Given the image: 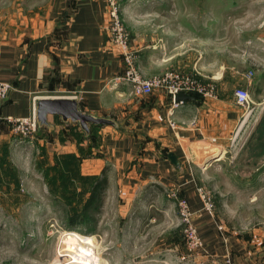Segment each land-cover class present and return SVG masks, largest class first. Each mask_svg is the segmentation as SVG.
<instances>
[{"label":"crops","instance_id":"1","mask_svg":"<svg viewBox=\"0 0 264 264\" xmlns=\"http://www.w3.org/2000/svg\"><path fill=\"white\" fill-rule=\"evenodd\" d=\"M30 15L33 20L21 32L0 39V81L13 86L2 104L1 121L31 116L43 97L75 98L83 112L112 123L90 124L87 132L78 122L50 115L49 125L40 128L72 126L83 139L93 135L85 157L75 141L57 143L56 149L58 156L74 153L70 163L78 167L77 175L88 171L93 176L87 199L97 179L103 180L100 199L104 192L107 198L117 192L127 198L116 202L119 211L111 216L141 219L148 198L178 191L194 211L203 240L199 263L230 258L235 264H264V144L243 146L250 125L244 121L239 127L246 110L235 95L237 88H251L253 82L239 70L231 79L222 71L205 80L215 86L210 96L192 93L193 100L175 103L164 89L137 95L126 83L113 84L124 61L109 41L105 0H40ZM149 29L132 34L139 67L147 76L170 64L159 41L145 34ZM259 75L254 77L257 86ZM4 127L0 123V132ZM201 193L211 196L212 209L205 207ZM117 253L105 254L113 259Z\"/></svg>","mask_w":264,"mask_h":264},{"label":"rangeland","instance_id":"2","mask_svg":"<svg viewBox=\"0 0 264 264\" xmlns=\"http://www.w3.org/2000/svg\"><path fill=\"white\" fill-rule=\"evenodd\" d=\"M39 1L0 0V39L31 23ZM121 8L131 43L133 31L151 28L145 34L161 44V55L170 60L166 70L208 81L222 71L231 79L239 70L251 80L253 87H242L255 109L243 146L264 144V0H121ZM255 74H260L258 86ZM0 123L5 125L0 132V264L67 259L63 237L69 230L83 233L82 244L96 264H201L200 250L188 247L183 194L167 189L162 197L148 198L141 219L111 216L119 211L116 202L127 200L121 192L108 198L104 192L97 206L85 209L94 178L88 171L77 175L78 167L70 163L74 153L58 156L56 149L57 143L75 141L85 157L93 135L83 139L72 126L55 131L39 126L23 136L12 123ZM112 250H118L113 259L105 254Z\"/></svg>","mask_w":264,"mask_h":264},{"label":"built area","instance_id":"3","mask_svg":"<svg viewBox=\"0 0 264 264\" xmlns=\"http://www.w3.org/2000/svg\"><path fill=\"white\" fill-rule=\"evenodd\" d=\"M106 11L109 16L107 25V33L109 41L118 49L124 61L123 73L113 78V84L126 83L132 87V90L137 95L150 94L155 89H164L171 96L175 103V97L180 92L185 93H200L204 96L213 95L215 86L203 79L200 76L186 75L175 70H166L159 74L145 75L141 71L138 64L137 50L132 46L131 34L127 29L125 19L122 14L121 0H105ZM12 84L9 82L0 81V121L1 107L4 100L12 90ZM237 104L244 107L246 110L243 122H247L248 116L252 113L250 94L247 89L239 87L235 91ZM6 121L12 123L18 133L21 135H31L39 127L36 118V109L31 116L28 117H6ZM248 123V122H247ZM235 140V139H234ZM205 207L212 209L214 204L211 196L207 193H201ZM181 215L184 223L187 225L185 234L188 240L190 250L203 249V240L199 234L198 228L194 223L193 212L189 207L187 200L180 202ZM220 264H235L230 258H224Z\"/></svg>","mask_w":264,"mask_h":264},{"label":"water","instance_id":"4","mask_svg":"<svg viewBox=\"0 0 264 264\" xmlns=\"http://www.w3.org/2000/svg\"><path fill=\"white\" fill-rule=\"evenodd\" d=\"M194 98V95L180 92L175 97V101L180 102L187 99L193 100ZM35 109L39 126H48L50 115L61 116L64 120L78 122L82 129L87 132L90 130V124L98 125L112 123L111 119L83 112L79 107V102L75 98L43 97L38 100ZM169 157L175 164H178L177 158L173 153H170Z\"/></svg>","mask_w":264,"mask_h":264},{"label":"bare ground","instance_id":"5","mask_svg":"<svg viewBox=\"0 0 264 264\" xmlns=\"http://www.w3.org/2000/svg\"><path fill=\"white\" fill-rule=\"evenodd\" d=\"M82 234L83 233H80L76 230H69L65 233V238L63 237V239L66 245H63L64 243L61 244L63 245L64 249L63 254L65 256H68V258H65L64 260H60L58 258L55 261H58V263L56 264H96V259L93 254H91L88 249L82 244V241L84 240V236ZM63 254L61 253L62 256H64Z\"/></svg>","mask_w":264,"mask_h":264},{"label":"trees","instance_id":"6","mask_svg":"<svg viewBox=\"0 0 264 264\" xmlns=\"http://www.w3.org/2000/svg\"><path fill=\"white\" fill-rule=\"evenodd\" d=\"M93 186H94L93 191L85 203V209H87L88 207H92V205H94V203L100 199L102 189L103 187H105V183L103 180L97 179L95 185ZM74 215L75 217H77L78 214H74Z\"/></svg>","mask_w":264,"mask_h":264}]
</instances>
